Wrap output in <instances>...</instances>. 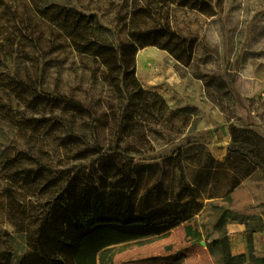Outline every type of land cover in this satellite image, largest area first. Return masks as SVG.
I'll return each mask as SVG.
<instances>
[{"label": "rangeland", "instance_id": "obj_1", "mask_svg": "<svg viewBox=\"0 0 264 264\" xmlns=\"http://www.w3.org/2000/svg\"><path fill=\"white\" fill-rule=\"evenodd\" d=\"M80 1L108 19L122 6L121 0ZM213 7V18L175 16L178 33L196 40L190 66L155 47L139 50L135 58V76L143 89L164 98L172 112L187 110V125L179 135L170 131L175 120L167 114L138 125L125 122L126 97L112 92L98 65L80 62L69 51L45 50L34 61L13 56L0 62V264H19L30 250L67 171L82 165L77 145H100L109 154L127 148L124 155L134 163L153 166L135 195L137 213L173 200L179 192L180 173L173 161L177 150L186 181L201 184L191 220L163 236L111 247L110 264L264 260V143H254L252 150L262 165L241 181L229 201V171L211 162L225 161L231 127L253 131L264 141V0H213ZM85 69L95 71L93 79ZM62 95L88 108L89 124L101 143L64 141L58 123ZM133 130L136 135L127 138ZM224 211L226 220L218 228ZM188 225L200 233L198 239L187 236ZM215 240L221 247L210 252L208 245Z\"/></svg>", "mask_w": 264, "mask_h": 264}, {"label": "trees", "instance_id": "obj_2", "mask_svg": "<svg viewBox=\"0 0 264 264\" xmlns=\"http://www.w3.org/2000/svg\"><path fill=\"white\" fill-rule=\"evenodd\" d=\"M121 1L120 11L108 19L99 17V9H90L80 0L76 5L73 0H0V62L13 56L34 61L45 50L69 51L80 62L98 65L112 92L126 97L125 122L138 125L147 119L161 120L167 114L175 120L170 131L179 135L187 125V110L172 112L164 98L146 92L135 76V58L139 50L155 47L180 65L190 66L196 40L178 33L175 16L182 12L213 18V0ZM85 70L93 79L95 71ZM58 100L63 103L58 123L63 128L64 141L101 143L99 132L96 134L89 124L93 119L88 108L66 95ZM125 129L120 132L125 133ZM133 135L134 130L127 138ZM230 136L225 161L211 160L229 171L226 201L241 181L262 165L252 150L254 143H264L248 129L231 127ZM75 150L82 165L67 171L65 185L50 202L30 250L19 264H110L107 253L111 247L163 236L192 219L190 211L201 184L186 181L179 150L173 160L180 173L179 192L173 200L141 213L135 210V195L152 165L134 163L124 155L128 154L127 148L121 154L102 152L100 145H77ZM226 213L219 217L218 228L224 224ZM185 229L192 239L200 237L189 225ZM221 243L212 241L209 251L220 248ZM255 263L264 264V260L256 259Z\"/></svg>", "mask_w": 264, "mask_h": 264}]
</instances>
